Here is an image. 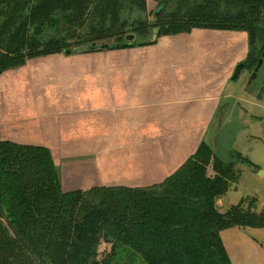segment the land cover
<instances>
[{
  "label": "trees",
  "instance_id": "obj_1",
  "mask_svg": "<svg viewBox=\"0 0 264 264\" xmlns=\"http://www.w3.org/2000/svg\"><path fill=\"white\" fill-rule=\"evenodd\" d=\"M256 26L264 0H0V74L35 58L92 53L78 50L91 43L145 47L194 29L246 33L253 71L264 58ZM238 180L234 164L203 142L157 185L64 192L47 148L0 141V264H231L220 233L264 229L253 198L218 212Z\"/></svg>",
  "mask_w": 264,
  "mask_h": 264
},
{
  "label": "crops",
  "instance_id": "obj_2",
  "mask_svg": "<svg viewBox=\"0 0 264 264\" xmlns=\"http://www.w3.org/2000/svg\"><path fill=\"white\" fill-rule=\"evenodd\" d=\"M200 31L161 37L153 46L64 59L50 56L54 67L61 66V72L53 73L59 81L42 80L52 73L43 61L33 62L27 71L23 66L10 79L3 73L0 92L8 91L5 80L11 81L10 89L24 95L17 102L28 101L31 113L19 118L20 105L0 104V141L45 147L54 164L55 153L64 163L92 161L97 174L85 176L89 186L82 191L93 185L146 188L163 182L205 142L207 126L241 59L236 57L237 45L230 42L226 45L230 56L218 74L217 65L209 64L211 55L198 64L206 49L194 52L204 43L201 38L191 41ZM182 47L189 50L181 52ZM36 78L41 81L31 88L28 83ZM225 250L232 264V254Z\"/></svg>",
  "mask_w": 264,
  "mask_h": 264
},
{
  "label": "rangeland",
  "instance_id": "obj_3",
  "mask_svg": "<svg viewBox=\"0 0 264 264\" xmlns=\"http://www.w3.org/2000/svg\"><path fill=\"white\" fill-rule=\"evenodd\" d=\"M153 8L154 4L150 3L147 10V21L149 22L153 21ZM197 34L201 36L197 37ZM179 36L180 35L168 37L177 38ZM199 38H201L204 44L201 46L200 42L199 46L195 47L193 51L195 52L200 47H203L206 51H202L203 55L197 63L200 64L201 62H205L207 55H211L209 64L214 66L217 65L215 68L217 74L220 72V68L225 65V57L230 56V48L226 47L228 43L233 42L234 45H237V50H240V53L236 57H241L239 60L240 63H244L250 49L246 33L208 31L206 29H201L200 32H195L191 42H197ZM154 39L155 31L149 33L144 38V41L149 42ZM130 41L131 40H129V42ZM179 47L180 46H177L176 48ZM185 50H189V47L181 48V52ZM191 54L193 53L191 52ZM79 55L82 54L73 53L72 55H68V53H61L57 54V58L64 59L65 57ZM51 59L53 58L50 56L46 58H35L28 60L23 66L25 67V71H27L28 69H33V62L43 61V63H47V70L49 71L50 69L52 73H50V75L47 74V78H42V80L44 81V79L47 80L50 78L57 79L58 77L56 78L53 73L61 72V66L57 68L54 67V64H52L54 60ZM61 64L63 66L64 63ZM23 66L7 70L3 73H6L5 76L10 79L13 72L18 71ZM63 68L66 69L65 66H63ZM38 69L39 72L42 70V68ZM3 73H1L0 76ZM24 74L25 73L22 72L21 76L23 77ZM251 74L252 70L248 71L243 69L236 82H229L227 94L222 96L221 105L214 119L211 120L210 124L207 126L204 139V143L211 148L213 154L224 163H233L235 172L239 174L238 182L231 186L229 191L216 206L218 212L222 214L227 212L232 206L238 205L243 199H247L248 202L250 198L256 200L257 207L254 210L255 212H259L260 209L264 208V58L255 80H253L250 87H248L247 83ZM57 80L59 81V79ZM38 81L41 80H37V78L35 80L30 79V83L28 84L31 88H35ZM61 81H63V79H61ZM5 83L8 86V91L4 89L0 92V104L8 101L11 102L10 107H13V105H20L19 110L15 107L19 118L31 113V107L28 101L24 100L22 102H17L18 100H16L18 97H24V95L16 93V89H10L11 81L5 80ZM73 87L74 89H78L79 84L76 87L74 83ZM55 88H57L56 84ZM1 89H3L2 86ZM26 100H28V97ZM33 113L34 109L32 114ZM236 155L246 159L250 164L242 162ZM59 156L60 154L55 153L54 161L59 174L62 190L64 192H71L83 190V188L89 186L87 182H84V178L85 176L90 178L97 174L94 163L92 161L82 162L81 159H77L71 163H64V158H60ZM63 168L66 169L67 173ZM103 170H106L105 167ZM95 186L96 185H93V187ZM102 186L109 187L111 185L107 184ZM248 202L245 204V207L248 205ZM220 237L225 244L224 247L232 254V264H264V230H241L238 228H231L220 234ZM107 249L108 246L105 245L99 248L100 257H102L105 251H108ZM234 256L236 259H234Z\"/></svg>",
  "mask_w": 264,
  "mask_h": 264
},
{
  "label": "water",
  "instance_id": "obj_4",
  "mask_svg": "<svg viewBox=\"0 0 264 264\" xmlns=\"http://www.w3.org/2000/svg\"><path fill=\"white\" fill-rule=\"evenodd\" d=\"M256 31V39H257V44L258 47L262 46V43L264 41V26H256L255 28ZM132 36H128L126 40H131ZM114 44L113 43H106V42H100V43H91L88 44L86 46H83L81 48H79V52H102V51H109L112 50L114 48ZM263 63V55L261 56V59H259V61L256 63L252 74L249 78V81L247 83V86L249 87L252 83L253 80H255L257 73L259 71V69L261 68ZM245 64L244 63H240L236 66L234 72L232 73L231 82H236L239 79L240 73L243 69H245Z\"/></svg>",
  "mask_w": 264,
  "mask_h": 264
}]
</instances>
